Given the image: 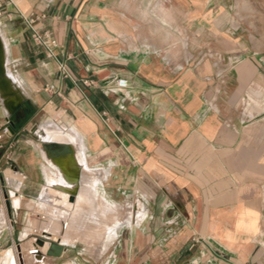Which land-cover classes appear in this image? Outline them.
Returning a JSON list of instances; mask_svg holds the SVG:
<instances>
[{
	"label": "crops",
	"instance_id": "obj_1",
	"mask_svg": "<svg viewBox=\"0 0 264 264\" xmlns=\"http://www.w3.org/2000/svg\"><path fill=\"white\" fill-rule=\"evenodd\" d=\"M3 8L7 69L25 115L0 101V129L9 120L4 139L14 140L12 155L0 154V225L33 218L2 236L0 264L17 263L15 245L37 264L34 240L60 241L40 226L53 221L47 179L63 177L76 217L95 212L99 238L81 231L46 264H264V0ZM35 31L57 41L52 55Z\"/></svg>",
	"mask_w": 264,
	"mask_h": 264
},
{
	"label": "rangeland",
	"instance_id": "obj_2",
	"mask_svg": "<svg viewBox=\"0 0 264 264\" xmlns=\"http://www.w3.org/2000/svg\"><path fill=\"white\" fill-rule=\"evenodd\" d=\"M0 144L2 145V147H0V154L1 155H9V156L12 155L13 150H14V140H11L10 142L6 143L5 139H2V140H0ZM9 170H10V168L6 171V174H8L7 176H9ZM15 172H16V170H15ZM16 175L20 176L19 173ZM21 181H22L21 177H20L18 182L9 179V182L12 183L15 187L16 186L19 187ZM47 181L50 183L54 182V184L52 183L53 185L51 184V187L54 186L55 190L52 191V189H51L49 191L50 194L46 195V193L48 192L47 191L48 187L46 186L44 189L45 195H42V197H43V199H49L50 201H52V200L54 201L53 204L51 203L49 205L51 207V208L49 207L50 213L53 214V221H52V225H46L45 223H43L44 222V220H43V222L40 226L41 229H45V231L52 232L53 233L52 235L57 236L58 240H62L65 244L67 242H69L72 238L78 237L80 235L81 231L83 234H85V236L91 237L93 239L99 238L96 235V234H98L99 229L96 226H94L95 222H96V220L94 218L95 212L89 211L87 219H79L76 217L77 215H79V211H76L75 209H73V205L68 203V196H67V194L64 193V190H65L64 188H66V190L71 189V185H69L67 183V181L65 179H62V178H58L55 180H52V179L48 180L47 179ZM11 197H12L13 203H17L18 200L15 199L16 196L14 194H12ZM58 206H60L61 208ZM60 209H61V212H60ZM107 213H109V211L104 209V211H103L104 217L107 215ZM62 215H64V216H62ZM7 218H6V220H7ZM32 218H33V214L28 213V214H26V219L23 222L21 219V216H20L18 218L19 222L17 224H15L14 231L20 227L22 228L23 226H29V221ZM105 222L106 221H104V224H105ZM119 222H120L119 227H121L122 222H121L120 218H119ZM105 229H106L105 227L102 228V230H105ZM34 231H35V228L32 230V232H34ZM117 231H118V229H117ZM103 236H105V235H103ZM15 247H17V246H15ZM15 247H13L14 249L13 248L9 249V255L11 254L14 256V253L16 251ZM4 249L5 248L0 249V256L2 255ZM35 259L37 260L36 261L37 264H46L45 263L46 255L45 256L39 255ZM30 260H31V258H30V256H28V264H29ZM68 262H70L68 264H78V261L74 260V259H69Z\"/></svg>",
	"mask_w": 264,
	"mask_h": 264
},
{
	"label": "water",
	"instance_id": "obj_3",
	"mask_svg": "<svg viewBox=\"0 0 264 264\" xmlns=\"http://www.w3.org/2000/svg\"><path fill=\"white\" fill-rule=\"evenodd\" d=\"M0 101L9 114L15 111H20L24 116V109H21L23 102L22 96L18 91L13 77L9 74L7 69V54L3 37L0 33ZM6 204L8 209H11V202L6 195ZM35 245L41 248L40 252L34 257H38L41 253L47 256L60 257L64 255L67 248L61 241H52L49 239L47 233L42 237L36 238ZM19 246V245H18Z\"/></svg>",
	"mask_w": 264,
	"mask_h": 264
},
{
	"label": "built area",
	"instance_id": "obj_4",
	"mask_svg": "<svg viewBox=\"0 0 264 264\" xmlns=\"http://www.w3.org/2000/svg\"><path fill=\"white\" fill-rule=\"evenodd\" d=\"M4 6H5V0H0V20L4 14V8H3ZM35 19H36V16L24 17V20L30 25L35 21ZM33 38L38 43L45 45V47L48 49L49 54L52 55L53 47L57 46V41L54 38H52L49 34H47V32H44L43 34H41L37 31L34 32ZM119 84L121 86H124L125 82L120 81ZM12 134H13V130L11 127V122L8 120L2 125L0 129V140L6 137L12 136ZM0 147H2L1 144H0ZM6 156L7 158H9V155H6ZM16 222H17L16 220H13L11 218L5 225H0V239L6 233V231L11 232L13 230L11 229V227H14V224ZM35 241L36 239L34 240V242ZM40 250L41 248L39 246L34 245L33 248L29 250L28 253L32 256H35L36 254L40 252Z\"/></svg>",
	"mask_w": 264,
	"mask_h": 264
},
{
	"label": "bare ground",
	"instance_id": "obj_5",
	"mask_svg": "<svg viewBox=\"0 0 264 264\" xmlns=\"http://www.w3.org/2000/svg\"><path fill=\"white\" fill-rule=\"evenodd\" d=\"M7 54V53H6ZM59 132V131H58ZM66 134V133H65ZM64 134V135H65ZM57 136H58V134H56ZM60 135H62V134H60ZM64 135H62V136H64ZM54 136V135H53ZM52 136V137H53ZM66 136V135H65ZM45 137H46V135H45ZM51 137V136H50ZM55 138H57L56 136H55ZM59 138H60V136H59ZM50 139V138H49ZM54 139V138H53ZM58 139V138H57ZM63 139H65V137L63 138ZM61 140V139H60ZM80 152V151H79ZM85 164H87V163H85ZM60 173V172H59ZM67 173V172H66ZM17 174V172H15V170H13V169H11L10 168V170H9V179H12L13 181H19V179L20 178H18V176L16 175ZM69 175V174H68ZM71 175V174H70ZM62 176V175H61ZM19 177H21V176H19ZM64 178V177H63ZM62 178V179H63ZM72 183V182H71ZM72 187V186H71ZM4 194V193H3ZM17 196V195H16ZM18 198V197H17ZM2 199V198H1ZM16 199V198H15ZM17 200H19V198L17 199ZM47 201V200H46ZM3 202V201H2ZM16 202V201H15ZM18 202V201H17ZM44 202V201H43ZM4 203V202H3ZM45 204V206H47L46 204L47 203H44ZM39 205H40V203H39ZM17 206H18V203H17ZM43 206V205H42ZM52 206V205H51ZM58 207H60V206H58ZM4 208H6V207H4ZM47 208V207H46ZM48 208H49V206H48ZM55 208V207H54ZM61 208V207H60ZM60 212H61V209H60ZM57 215V214H56ZM61 215V214H60ZM65 215V214H64ZM64 215H62V216H64ZM71 216V215H70ZM67 217V216H66ZM59 218V217H58ZM8 220V219H7ZM120 228V227H119ZM118 228V229H119ZM11 229H13V227H11ZM25 232H26V230H25ZM48 232V231H47ZM25 235V234H24ZM47 235L49 236V234L47 233ZM51 236V238L53 239V240H58V237L57 236H55V235H50ZM64 245H65V243L62 241V240H60ZM16 246V245H15ZM20 247V246H19ZM16 248V253H19V256H18V259H17V263L16 264H25V261H26V259H25V261H24V259H23V256H21V252H22V250L24 251L25 249H24V246L22 247V248H18V247H15ZM25 248H28V247H26L25 246ZM14 249V248H13ZM25 252V251H24ZM16 253H15V255H16ZM40 255H44L45 256V254H43V253H41ZM10 256H12L11 254H10ZM25 256V255H24ZM26 257V256H25ZM24 257V258H25ZM17 258V257H16ZM11 260V259H10ZM16 261V260H15ZM5 263V262H4ZM11 263V262H10Z\"/></svg>",
	"mask_w": 264,
	"mask_h": 264
}]
</instances>
